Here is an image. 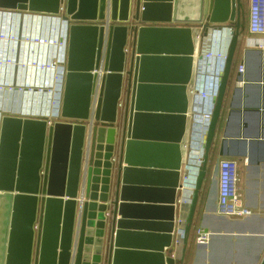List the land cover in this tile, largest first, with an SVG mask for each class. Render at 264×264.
Returning a JSON list of instances; mask_svg holds the SVG:
<instances>
[{"label": "water", "instance_id": "95a60500", "mask_svg": "<svg viewBox=\"0 0 264 264\" xmlns=\"http://www.w3.org/2000/svg\"><path fill=\"white\" fill-rule=\"evenodd\" d=\"M60 5L67 52L58 118L0 116V264H174L173 234L179 264L237 45L241 0H0L3 10L49 15ZM201 24L229 27L230 37L193 173L194 165L183 167L181 140ZM94 70L101 75L93 108ZM155 125H172L173 134ZM145 181L167 187L134 185ZM189 185L179 221L178 200L183 192L186 201ZM162 193L168 206L128 200ZM153 210L166 212L164 233L138 231L154 227L142 216Z\"/></svg>", "mask_w": 264, "mask_h": 264}, {"label": "crops", "instance_id": "0c3cea01", "mask_svg": "<svg viewBox=\"0 0 264 264\" xmlns=\"http://www.w3.org/2000/svg\"><path fill=\"white\" fill-rule=\"evenodd\" d=\"M244 2L246 11L240 12L241 27L238 30L220 117L208 152L205 176L198 191L187 243L179 264H264V108L261 109L264 106V35L255 36L249 33V0ZM229 29L225 26L219 30L213 27L204 29L202 24L196 28L193 75L188 91L189 112L181 140L183 167L185 164L194 165L193 173H196L203 154L202 136L205 131L203 126L195 124L194 113L201 114L206 109L207 100L200 95L203 92L212 94L222 70L218 58L207 59L204 54L208 51L225 50L230 37ZM25 31L24 26L22 32ZM56 49L54 47V51ZM17 50V58L22 61L25 57L23 46H18ZM49 52H52V48ZM199 54L202 58L197 60ZM241 65L244 67L242 73L238 71ZM17 73L13 82L19 87L26 81L20 79V70ZM238 74L240 78H237ZM191 89H195L197 93L191 94ZM51 94L50 92L45 98L49 99ZM27 107L29 106H18L17 109L27 112ZM35 110L37 106L34 105L28 112L33 113ZM154 127L161 129H157V133L173 134L172 125ZM221 159L236 161L237 185L245 205L251 210L249 216H224L217 212V164ZM193 178V175L190 176V181ZM134 183L138 186L167 187L165 183L157 182ZM191 190L190 185L185 189L186 201L183 200V192L178 200V217L187 213V194ZM165 197L164 193L141 194L128 200H131L129 203L165 207L169 205ZM142 216L154 227L139 226L138 231L164 233L163 227L167 222L164 210H153L152 214ZM199 228L209 234V240L205 244L196 242V230ZM176 235L178 237L179 232ZM172 237L174 244L176 236L173 234ZM175 250L172 259L175 258L174 264H178L179 249L176 245Z\"/></svg>", "mask_w": 264, "mask_h": 264}, {"label": "built area", "instance_id": "2783aa9c", "mask_svg": "<svg viewBox=\"0 0 264 264\" xmlns=\"http://www.w3.org/2000/svg\"><path fill=\"white\" fill-rule=\"evenodd\" d=\"M61 11L56 15L33 13V12H16L0 9V16L6 22H0V96L3 86L8 84V95L19 94L27 99L39 104H44L49 107L54 119L58 118L60 113L61 98L63 92V79L65 74V61L67 52V24L62 19L61 14L64 12L63 5H60ZM27 17L34 22H23L21 18ZM10 21V22H9ZM26 28L25 33L22 32V27ZM249 33L255 36L264 35V0H249ZM106 38L102 44V55L100 64H103L106 50ZM3 44V46H2ZM23 46L25 57L22 61L17 58V47ZM54 47L56 51H54ZM52 48V52L49 50ZM205 58H218L222 62L226 58V49L208 51L204 54ZM244 67L239 66L238 71L242 73ZM20 70V79L22 84L17 88L13 82L15 73ZM92 73H97L94 81L93 93L91 95L92 107H95L96 100L100 90V75L101 72L96 70ZM6 81V83H4ZM24 87V88H23ZM23 89L22 92H20ZM20 92V93H18ZM52 93L45 101V96ZM190 93L195 95V89H191ZM201 98L206 99V109L201 113H194V122L206 128L208 120L211 117L213 107L212 95L203 92ZM44 99V100H43ZM8 102L7 105L3 104ZM2 102L0 99V116L1 114L18 115L23 117L36 116L31 112L19 111L17 107L11 104L10 101ZM33 106V105H32ZM24 107V106H21ZM44 107V108H45ZM43 108V109H44ZM45 110V109H44ZM49 109L46 108V112ZM50 123V121H48ZM200 160V159H199ZM218 176V195H217V212L224 216H249L251 210L245 205L243 196L239 192L237 185V169L236 161L232 159H221L217 164ZM185 203V202H184ZM179 221L184 220V215H179ZM196 242L205 244L209 240V234L202 228L196 230ZM180 235V232H179ZM177 247L180 244L179 238L175 239Z\"/></svg>", "mask_w": 264, "mask_h": 264}, {"label": "rangeland", "instance_id": "374dc122", "mask_svg": "<svg viewBox=\"0 0 264 264\" xmlns=\"http://www.w3.org/2000/svg\"><path fill=\"white\" fill-rule=\"evenodd\" d=\"M21 20L23 22H25V21L26 22H30V25H32V24L34 25V22L32 20L28 19L27 17H23V18H21ZM1 21L3 23L6 22L5 19H2V16H0V22ZM4 83H6V81H4ZM18 93H20V92H18ZM1 94H3V96H0V99L2 100V102L10 101L11 104L13 105V107H14V105L16 107H18V106H25L26 105V106H29V107H27V109H29L31 111V106L32 105L33 106L35 105V106H37V110L34 111L35 113L33 112L34 114H40L41 115V113H43V111H44L43 110V108L45 107L44 104H39L38 102H34L36 99L33 101L32 98L31 99L30 98L27 99L25 96L22 97V95H19L17 93H15V94H12L11 93V95H8V92L6 90L3 91V92H1ZM44 99H45V101L47 100L46 98H44ZM50 99L51 98H49V102L51 101ZM36 101H38V100H36ZM3 104L7 105L8 102H5Z\"/></svg>", "mask_w": 264, "mask_h": 264}, {"label": "bare ground", "instance_id": "6f19581e", "mask_svg": "<svg viewBox=\"0 0 264 264\" xmlns=\"http://www.w3.org/2000/svg\"><path fill=\"white\" fill-rule=\"evenodd\" d=\"M8 86H10V85L8 84L7 86H3V89H2L1 91H2V92H3V91H5V90H6V91H8V88H9ZM17 88H18V87H17ZM23 88H24V87H23ZM20 90H21L20 92H22V91H23V89H20ZM45 108H48V109H49V111H48V112H46V110H44ZM45 108L43 109V110L45 111V114L52 113V110H53V109H50L48 106H47V107H45ZM28 111H29V109H28Z\"/></svg>", "mask_w": 264, "mask_h": 264}, {"label": "flooded vegetation", "instance_id": "af4514ba", "mask_svg": "<svg viewBox=\"0 0 264 264\" xmlns=\"http://www.w3.org/2000/svg\"><path fill=\"white\" fill-rule=\"evenodd\" d=\"M246 6H245V2H244V0H241V7H240V10H245L246 8H245Z\"/></svg>", "mask_w": 264, "mask_h": 264}, {"label": "clouds", "instance_id": "9594fccd", "mask_svg": "<svg viewBox=\"0 0 264 264\" xmlns=\"http://www.w3.org/2000/svg\"><path fill=\"white\" fill-rule=\"evenodd\" d=\"M215 52H217V51H215ZM219 60V59H218ZM221 61V60H220ZM223 63H224V61L222 62L221 61V65H222V68H223ZM222 71V70H221ZM215 90V89H214ZM214 92V91H213ZM213 92H212V94L211 95H213Z\"/></svg>", "mask_w": 264, "mask_h": 264}]
</instances>
